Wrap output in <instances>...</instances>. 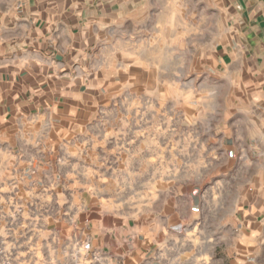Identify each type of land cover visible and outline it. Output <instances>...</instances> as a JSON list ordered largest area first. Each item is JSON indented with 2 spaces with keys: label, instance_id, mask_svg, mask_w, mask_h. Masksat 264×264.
<instances>
[{
  "label": "crops",
  "instance_id": "crops-1",
  "mask_svg": "<svg viewBox=\"0 0 264 264\" xmlns=\"http://www.w3.org/2000/svg\"><path fill=\"white\" fill-rule=\"evenodd\" d=\"M158 3L0 0V260L264 264V0L179 49Z\"/></svg>",
  "mask_w": 264,
  "mask_h": 264
},
{
  "label": "rangeland",
  "instance_id": "rangeland-1",
  "mask_svg": "<svg viewBox=\"0 0 264 264\" xmlns=\"http://www.w3.org/2000/svg\"><path fill=\"white\" fill-rule=\"evenodd\" d=\"M216 1L217 0H158L160 3H158L156 6V21L154 25V29L156 31V46H163L166 42V44L170 45L171 47L179 49V47H183L187 41L189 46L196 47L197 39L195 35L196 31H199L197 30L199 28L202 29L200 30L201 33L205 35V48L207 46H211L215 40V36H212L211 32L213 29L212 27H215V29L217 27L219 30H221L223 27L222 20L218 19L217 21L214 18V6ZM185 32L188 33L187 37L184 36ZM146 104L147 103L145 102L142 103L140 108L147 109ZM138 122L140 126L141 139L147 143L149 139H151V134L148 135L147 130L148 118L146 116L141 117L138 119ZM162 122L163 119L161 122L156 119L155 124L160 125ZM126 125L127 130L124 132L123 137L124 141L128 143L130 141V128L132 126L131 120H128ZM113 168L116 171L114 166ZM109 171L112 172L111 169H109ZM122 171L123 169L121 170L120 174L124 175ZM117 184L113 183L112 186L116 187ZM122 184L123 190L127 191L128 187L130 186V182L123 181ZM125 200L131 201L130 198H126L124 201ZM133 201H135V199H133ZM136 201H138V203L142 206V202L145 201V199H136Z\"/></svg>",
  "mask_w": 264,
  "mask_h": 264
},
{
  "label": "built area",
  "instance_id": "built-area-1",
  "mask_svg": "<svg viewBox=\"0 0 264 264\" xmlns=\"http://www.w3.org/2000/svg\"><path fill=\"white\" fill-rule=\"evenodd\" d=\"M18 212H20V210ZM90 250H91L90 243L84 242L82 245L83 255H85V256L89 255ZM0 254H1V248H0ZM92 258H95V256H92ZM0 264H8V261L7 260H0Z\"/></svg>",
  "mask_w": 264,
  "mask_h": 264
}]
</instances>
